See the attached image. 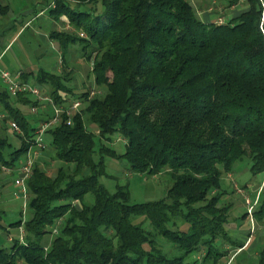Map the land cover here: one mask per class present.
Listing matches in <instances>:
<instances>
[{
	"label": "trees",
	"instance_id": "16d2710c",
	"mask_svg": "<svg viewBox=\"0 0 264 264\" xmlns=\"http://www.w3.org/2000/svg\"><path fill=\"white\" fill-rule=\"evenodd\" d=\"M52 2L49 14L65 17L67 29L49 38L65 69L79 44L96 92L85 82L75 89L70 71L40 70L33 82L53 106L0 94L4 128L13 122L19 131L17 148L0 137V172L15 175L37 151L21 218L6 225L0 210V264H226L243 252L230 232L247 213L229 222L225 198L234 191L224 179L241 163L261 177L251 217L264 225V0H220L209 21L189 0ZM240 5L218 23L219 10ZM52 107L57 124L36 149ZM115 139L122 154L109 147ZM107 158L148 177L166 171L165 198L130 204L127 186L108 192L99 183ZM259 246L250 264H264Z\"/></svg>",
	"mask_w": 264,
	"mask_h": 264
},
{
	"label": "rangeland",
	"instance_id": "374dc122",
	"mask_svg": "<svg viewBox=\"0 0 264 264\" xmlns=\"http://www.w3.org/2000/svg\"><path fill=\"white\" fill-rule=\"evenodd\" d=\"M189 1L197 10L200 18L204 14V11L213 7L212 2L215 6L219 5L217 2H215V4L214 0ZM220 21L222 20L220 19L218 23H221ZM46 28V19H38L30 30L25 31V33L16 39L11 49L15 55L20 57V60L24 61L25 66L31 68L35 72H38L39 70L50 72L49 70H51V67L57 68V64H59V56L61 55L59 54L58 43L54 41L55 43L51 44L47 40L42 41L39 37L40 34H43L44 31L47 30ZM51 29L52 28H49L50 31H52ZM70 49L75 52H72L71 55L69 52L67 61H69L73 56L75 58L68 62L66 69L65 66L62 67L61 74L70 71L74 80L72 81V86H76V88L80 90L82 83L85 82V86L88 87V84H91V90L96 92V89L92 86L93 78L89 73L91 65L90 63L86 64L85 61L80 58L79 44L71 46ZM24 111L25 108H22V112ZM33 126L37 127L36 124ZM4 137L7 138L13 148H17L19 146V141L14 137L10 130L4 132ZM109 147H111L117 154H122L124 151V145L120 142V140L117 141L115 139L113 144L109 145ZM23 161L24 158L20 160V164H22ZM49 166L54 168L55 165L50 163ZM105 166L107 176L100 178L99 183L110 193L114 192L115 187L118 185L127 186L130 204H145L162 200L165 198L166 192L172 184L166 171H163L159 175L153 177L135 174L130 172L128 166L122 160H115L111 158L105 159ZM15 176L16 175L12 176L10 174L5 176V179H8V182L3 186L2 192H0L1 200L4 202L11 198H9L10 196H2H4V194H13L16 190L13 184ZM260 180V176L251 177L248 168L244 163L236 166L234 177L227 176L224 179V186L229 188L231 191H234L227 198H225V203H230L231 205L228 216L229 222H233L237 216H241L244 212L247 213L245 220L242 222L237 231L230 232V236L233 239L238 240L244 245L243 252H241L243 256H239L241 253L239 254L237 252L238 255L232 259L233 254L229 253L228 255L231 257L226 264H250L252 259L257 256V251L260 248L259 244L264 242V225L256 224L251 217L252 208L255 205L258 192L260 191V186H258ZM253 194L256 196L252 200ZM18 199L19 200L15 203V205H11V207H9L10 205L8 204V206H5L2 203L5 207L3 208L5 213L3 217L4 224L7 225L11 222H16L21 218L19 213L24 210L25 200L21 196H19ZM11 234L18 236V231H11ZM51 239V237H46L43 240V243L50 242ZM220 264L223 263L220 262Z\"/></svg>",
	"mask_w": 264,
	"mask_h": 264
},
{
	"label": "crops",
	"instance_id": "0c3cea01",
	"mask_svg": "<svg viewBox=\"0 0 264 264\" xmlns=\"http://www.w3.org/2000/svg\"><path fill=\"white\" fill-rule=\"evenodd\" d=\"M215 2L219 3L220 0H214V3ZM49 8H54V4L51 0H47V3L44 0H0V71H6L11 77L20 74L19 81L21 83H26L27 85L35 88L36 86L33 82V78L40 70L35 72L31 68L25 66L24 61L20 60V57L15 55L11 49L16 39L25 33V31L30 30L33 24L41 18L46 19L47 30L44 31L43 34H40L39 37L42 41L47 40L51 44L55 43L49 38L50 33L52 31H65L67 29V21L65 17H60L58 20H55L53 16L49 14ZM244 8V6L240 5L238 8H231L225 13L222 10H219L218 19L222 20L223 18L226 20L234 17L242 12ZM211 10V8H208L203 12L204 14L201 16L203 21H209L211 19L214 20L216 18L215 15L212 14ZM49 28H52V31H50ZM58 63V67H51L49 73L61 75V69L65 64L64 59H62L61 56H59ZM23 77L26 78L23 79ZM74 88L76 89V86H74ZM6 91V86L0 79V94ZM5 117V111L3 110L2 105H0V137H4V132L8 130L4 128L5 124L2 123V120ZM5 176L6 174L0 172V192H2L3 186L8 182V179H5ZM15 189L16 190L13 194H4V196H2H10L9 198L11 199L8 201H2L0 194V210L5 208L4 205H10L9 207H11V205H15V203L19 200L18 197L20 196V191L17 187H15ZM2 203L4 205H2ZM7 241H10V239L8 238Z\"/></svg>",
	"mask_w": 264,
	"mask_h": 264
},
{
	"label": "built area",
	"instance_id": "2783aa9c",
	"mask_svg": "<svg viewBox=\"0 0 264 264\" xmlns=\"http://www.w3.org/2000/svg\"><path fill=\"white\" fill-rule=\"evenodd\" d=\"M19 78H20V74H17L16 76L11 77L9 73H7L6 71H0V79L6 86L8 95H10L11 97H15L19 93H28L34 96L39 101H41L42 103H49L51 106H53L52 102L47 96L41 95L39 89L35 87H31L30 85H27L26 83H21L19 81ZM93 95H94V91L91 90L90 96H93ZM78 107H79V103L74 102L71 106V110L75 111L78 109ZM52 108L54 112L53 118L50 121L42 123L41 127L36 132V139L34 142V146L36 149L43 148L42 137L45 131L49 128L54 127L57 124L60 111L55 109L54 107ZM34 111L35 110H32V112ZM8 130H10L11 132H16V133L19 132L17 126L13 122L8 124ZM36 154H37V151L34 149H31L29 153L27 154L26 163L15 174L16 176L14 178L13 183H14V186L19 189L20 194L22 195L23 199L25 197V181L28 179L30 175L33 158L35 157ZM1 170L8 173V170L4 168H1Z\"/></svg>",
	"mask_w": 264,
	"mask_h": 264
}]
</instances>
